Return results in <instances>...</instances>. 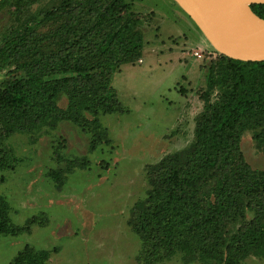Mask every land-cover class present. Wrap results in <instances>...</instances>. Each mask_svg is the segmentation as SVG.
I'll return each mask as SVG.
<instances>
[{
	"label": "trees",
	"instance_id": "obj_1",
	"mask_svg": "<svg viewBox=\"0 0 264 264\" xmlns=\"http://www.w3.org/2000/svg\"><path fill=\"white\" fill-rule=\"evenodd\" d=\"M137 1L0 0L10 19L0 30V72L6 75L0 81V143L14 133L34 142L63 121L90 134L88 151L109 143L100 116L124 111L111 75L139 60L144 47ZM251 8L264 19L263 3ZM201 98L192 140L147 166L145 195L129 210L141 264L173 256L201 264L264 257V168H252L239 144L251 131L264 151V60L217 53ZM53 155L63 158L57 147ZM15 160L0 147V168ZM87 163L86 157L69 160L46 176L59 188L68 168ZM9 210L0 196V234L29 232L42 222L31 216L24 226H12ZM49 255L25 244L8 264H47Z\"/></svg>",
	"mask_w": 264,
	"mask_h": 264
},
{
	"label": "rangeland",
	"instance_id": "obj_2",
	"mask_svg": "<svg viewBox=\"0 0 264 264\" xmlns=\"http://www.w3.org/2000/svg\"><path fill=\"white\" fill-rule=\"evenodd\" d=\"M134 8L144 47L139 60L111 75L124 111L100 116L109 143L88 151L90 134L66 121L34 142L14 133L0 143L18 158L11 168H0V196L10 207V224L22 227L31 216L42 221L29 232L0 234V264H8L25 244L48 249L47 264H141V242L127 222L129 210L145 195L147 166L192 140L205 74L217 52L173 0H140ZM9 21L7 11L0 10V30ZM58 103L64 107L65 98ZM239 144L252 168H264V151L251 131ZM54 147L63 157L59 161ZM82 157L87 165L68 168L61 187L46 176L49 168ZM158 264L201 263L173 256ZM241 264H264V257L249 256Z\"/></svg>",
	"mask_w": 264,
	"mask_h": 264
},
{
	"label": "water",
	"instance_id": "obj_3",
	"mask_svg": "<svg viewBox=\"0 0 264 264\" xmlns=\"http://www.w3.org/2000/svg\"><path fill=\"white\" fill-rule=\"evenodd\" d=\"M219 54L264 60V19L251 8L264 0H173Z\"/></svg>",
	"mask_w": 264,
	"mask_h": 264
}]
</instances>
